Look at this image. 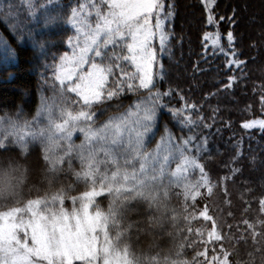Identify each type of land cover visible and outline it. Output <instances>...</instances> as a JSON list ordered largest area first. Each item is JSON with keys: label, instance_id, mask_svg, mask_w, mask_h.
<instances>
[{"label": "trees", "instance_id": "obj_1", "mask_svg": "<svg viewBox=\"0 0 264 264\" xmlns=\"http://www.w3.org/2000/svg\"><path fill=\"white\" fill-rule=\"evenodd\" d=\"M164 2L175 4V19L165 22L172 33L161 58L167 76L158 80L154 68L153 82L161 93L172 89L163 97L169 107L195 104L203 124L183 126L165 109L145 132L128 125L148 90H125L84 110L55 80L78 37L84 0H0V160L27 176L16 195L0 198V222L86 211L102 229L101 245L132 263L151 245L171 264H264V130L242 126L264 118V0L213 7L225 17L222 36L232 30L238 37L247 65L239 70L226 68L210 43L205 53L203 34L216 29L205 23L202 0ZM229 75L236 80L225 89ZM89 110L94 116L81 115ZM169 135L177 144L207 137L208 150L167 152L161 142ZM151 204L164 210L159 230L148 227L157 215ZM1 231L0 264H10Z\"/></svg>", "mask_w": 264, "mask_h": 264}, {"label": "snow or ice", "instance_id": "obj_2", "mask_svg": "<svg viewBox=\"0 0 264 264\" xmlns=\"http://www.w3.org/2000/svg\"><path fill=\"white\" fill-rule=\"evenodd\" d=\"M202 3L206 12L205 23L216 29L203 34L205 53L210 43L213 55L219 53L224 57L226 68L231 70L235 67L239 70L246 67V62L240 58L237 50V35L229 30L222 36L219 31V20L225 17L218 19L214 14L216 0H202ZM175 7L174 3H170L166 9L164 0H84L76 13L81 35L69 42L71 54L67 52L62 57L54 72L63 93L75 94L78 97L76 102H82L81 109L88 110L96 102L111 100L125 90H148L146 99L133 106L135 119L128 125L132 131H137L139 127L147 132L155 123L158 112L165 109L183 126L190 128L197 123V119L203 124V117L195 111V104L186 102L179 109L169 107L163 103V97H170L172 89L161 93L153 82L154 68L158 80L167 76L161 58L168 51L172 33L166 28L165 22L171 23L175 19ZM130 68L132 71H129ZM115 76L123 79H113L112 86L108 87L110 77ZM235 80V76L229 75L224 84L225 89L232 88ZM260 88L264 92V83ZM63 99L68 102L66 97ZM81 115L94 116V113L82 111ZM242 126L264 130V118L252 119ZM193 139L198 142L193 144ZM161 143L168 147L167 152L175 149L181 155L190 153L195 156L208 150L207 137H189L177 144L169 135Z\"/></svg>", "mask_w": 264, "mask_h": 264}, {"label": "rangeland", "instance_id": "obj_3", "mask_svg": "<svg viewBox=\"0 0 264 264\" xmlns=\"http://www.w3.org/2000/svg\"><path fill=\"white\" fill-rule=\"evenodd\" d=\"M76 30L81 35L78 27ZM0 229L10 264H133L101 245L96 235L102 229L86 211L79 215L33 213L26 219L6 218L0 222Z\"/></svg>", "mask_w": 264, "mask_h": 264}, {"label": "clouds", "instance_id": "obj_4", "mask_svg": "<svg viewBox=\"0 0 264 264\" xmlns=\"http://www.w3.org/2000/svg\"><path fill=\"white\" fill-rule=\"evenodd\" d=\"M27 181L26 174L19 167L9 160H0V198H8L16 195ZM157 215L149 218L148 227L152 230L162 228V217L164 210L156 204L149 205ZM129 224L128 227H132ZM133 264H171L169 255L165 250L154 252L150 245L148 249L134 253Z\"/></svg>", "mask_w": 264, "mask_h": 264}]
</instances>
